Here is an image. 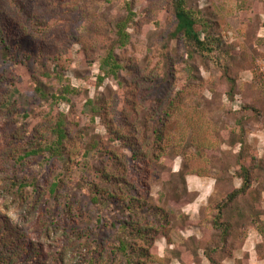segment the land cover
Instances as JSON below:
<instances>
[{
	"label": "rangeland",
	"instance_id": "rangeland-1",
	"mask_svg": "<svg viewBox=\"0 0 264 264\" xmlns=\"http://www.w3.org/2000/svg\"><path fill=\"white\" fill-rule=\"evenodd\" d=\"M172 1L0 0V264H261L264 0H191L207 55Z\"/></svg>",
	"mask_w": 264,
	"mask_h": 264
},
{
	"label": "trees",
	"instance_id": "trees-1",
	"mask_svg": "<svg viewBox=\"0 0 264 264\" xmlns=\"http://www.w3.org/2000/svg\"><path fill=\"white\" fill-rule=\"evenodd\" d=\"M191 0H173V13L175 17V27L173 30V34H179L183 40L186 42L188 46L192 48L194 52H198L199 54H211L217 49H219V45L221 42V38L218 35L211 34L208 29L210 25L208 24L207 20L204 19V16L199 14L197 9H194L190 6ZM129 15L125 17L124 20L119 21L116 24V43L118 46L126 45L129 40L130 36L127 31L128 24L132 20L131 15L133 16V12L129 10ZM0 44L2 45L3 49L7 48L5 45V40L3 36L0 34ZM2 55L7 56L6 51L2 50ZM260 56H264L260 55ZM259 57V56H257ZM256 57V58H257ZM255 58V59H256ZM255 61V60H254ZM120 68L119 63L117 62L114 49L111 48L108 50L106 56L101 61V69L103 70L105 75H115L118 69ZM258 80L262 81V86L264 90V81L261 76L255 73ZM37 92L40 96L45 97L42 89L37 86ZM66 93L71 92L69 89L65 90ZM55 98V96L53 95ZM61 98H65L61 95ZM53 135L55 136L53 142L48 145V152L51 155H57L61 148L63 141L66 138L65 128L63 121L57 120L55 123V127L52 130ZM37 154V151L31 150L24 155L31 156ZM251 171L243 166H240V178L242 180V187L240 189H244L248 186L251 182L250 173ZM244 187V188H243ZM53 190V188H52ZM239 191H233L228 198L231 199L232 196L237 194Z\"/></svg>",
	"mask_w": 264,
	"mask_h": 264
},
{
	"label": "built area",
	"instance_id": "built-area-1",
	"mask_svg": "<svg viewBox=\"0 0 264 264\" xmlns=\"http://www.w3.org/2000/svg\"><path fill=\"white\" fill-rule=\"evenodd\" d=\"M254 70L264 81V56H259L255 59Z\"/></svg>",
	"mask_w": 264,
	"mask_h": 264
},
{
	"label": "crops",
	"instance_id": "crops-1",
	"mask_svg": "<svg viewBox=\"0 0 264 264\" xmlns=\"http://www.w3.org/2000/svg\"><path fill=\"white\" fill-rule=\"evenodd\" d=\"M259 260H261L260 261L261 264H264V259L263 258L262 259L259 258ZM257 261H258L257 256L250 252V254H249V264H257Z\"/></svg>",
	"mask_w": 264,
	"mask_h": 264
}]
</instances>
